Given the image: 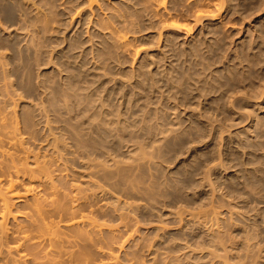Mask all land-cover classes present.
<instances>
[{
    "label": "rangeland",
    "instance_id": "rangeland-1",
    "mask_svg": "<svg viewBox=\"0 0 264 264\" xmlns=\"http://www.w3.org/2000/svg\"><path fill=\"white\" fill-rule=\"evenodd\" d=\"M0 134L98 237L0 264H264V0H0Z\"/></svg>",
    "mask_w": 264,
    "mask_h": 264
},
{
    "label": "bare ground",
    "instance_id": "bare-ground-1",
    "mask_svg": "<svg viewBox=\"0 0 264 264\" xmlns=\"http://www.w3.org/2000/svg\"><path fill=\"white\" fill-rule=\"evenodd\" d=\"M95 0H89V2L92 4L93 2H94ZM169 19L171 20L170 21V23H169V25L171 26V27H173V28H176V29H182V28H185L186 26H187V24H182V23H180V22H178V20H176V19H173V17L171 16V15H169ZM1 119H3V118H1ZM3 121H5L4 119H3ZM10 134V133H9ZM9 134H7V137H9L10 135ZM1 135V134H0ZM6 135V134H5ZM15 136V135H14ZM1 137H3V138H5L4 136H2L1 135ZM0 137V138H1ZM6 137V138H7ZM11 138L13 137V136H10ZM6 138H5V140H6ZM10 138V140H12V139H14V138H12L11 139ZM7 139H9V138H7ZM15 139H16V137H15ZM18 139V138H17ZM16 139V140H17ZM0 140H2V139H0ZM4 140V141H5ZM9 140V144H10V142L12 143V142H15L16 140H12V141H10ZM20 140V139H19ZM18 140V141H19ZM7 141V140H6ZM18 141H16L18 144H20ZM2 143V142H1ZM4 143V142H3ZM14 144V143H13ZM2 145V144H1ZM19 145H17V147H18ZM4 147V146H3ZM11 147V146H10ZM20 147H21V145H20ZM0 148H2V147H0ZM12 148H14V146L12 145ZM16 148V147H15ZM17 149H19V148H17ZM22 149V148H21ZM5 150H7V149H5ZM5 150H3V149H0V152H1V157L3 156L4 157V160H1L0 161V173L1 172H3V173H7L8 175H9V177L7 178V177H5V180H7V182L6 181H4V174L2 173V179H1V176H0V184H2L3 183V185L2 186H4V183L6 182V184H5V186L4 187H2L1 186V188H0V224L2 225V227H4V231L3 232H10V230H12L13 228H14V230L16 229V231L18 232L17 233V235L16 236H18L17 237V241H16V243L14 244V245H12V246H10V248H9V251L10 252H14V253H17V254H19V256H21L22 258H24V262H25V260L26 259H28V257H29V254H31L30 252L27 254V253H24L25 251V249H24V247H26L25 245H26V242L27 241H31L32 242V240L33 241H35L34 242V244H32V245H34V246H36L37 244L36 243H38L39 244V242H42V241H39V242H37L36 241V239L34 238V237H38L40 240H50L51 241V243L53 244V243H55L56 242V239L58 240L59 239V237H60V232L62 231V230H64V235H65V230H66V233H67V230L68 231H73L74 230V235L73 236H76L77 238H75V240L77 239H79L78 241H83V243H85L86 245H93V244H95L96 243V240L98 239V237H97V235H96V227L93 225V222L90 220V218L87 216V215H84V214H82L80 217H71V218H68V219H65V220H62L61 219V217H59V220H56L55 218L57 217L55 214H54V217H53V213L55 212L56 214H57V212H58V210H63L64 208H63V205H60L59 204V202L57 201L58 199H56V198H58V195H57V186L56 187H54V186H51L52 187V194L50 195V196H52V195H55L54 197H52V198H50L49 196H46L45 194H47L48 193V191H47V193H45V191H46V189H44L45 191H43L42 192V190H40V192H42V194H44V195H40V193H37L36 192V188H35V185L33 186V185H30V186H27V187H25L24 185H21V186H23V187H25L24 189H22V188H20V183H19V179H21L20 178V176H21V174H23V175H27V173H25L26 171L27 172H29V170H26V167L28 168V166H25V165H27V161L25 162V161H23L24 163H26V164H24V165H22L23 163H22V158L20 159L19 157H16V159L17 158H19V159H17V160H15V157L12 155V154H15V153H10V152H8V151H5ZM20 150V149H19ZM9 151H11V150H9ZM14 151V150H13ZM12 151V152H13ZM15 152V151H14ZM18 156H21V155H18ZM2 157V158H3ZM16 161H21V165L22 166H20L19 164H20V162H16ZM36 163H37V161H36ZM39 163V162H38ZM38 163L36 164V166H37V168H38ZM3 165L4 166H6L7 167V172H4L5 170L4 169H6V167H3ZM25 167V169H24V167ZM36 166H35V168H36ZM40 166H41V169L39 170V171H37L38 169L36 168L35 169V172H33L34 171V168L33 169H31L30 171L31 172H33L32 174H30L29 175V178H30V181L31 180H34V179H42L43 178V180L44 179H49V180H51L53 177L51 176V174H50V172H49V169H47V168H49V167H46V165L44 166L43 164L41 165L40 164ZM39 166V167H40ZM2 167L4 168L3 170H2ZM43 167H44V169H43ZM47 171H46V170ZM26 170V171H25ZM30 172V173H31ZM36 172H38V173H36ZM34 173H36V174H34ZM6 174V175H7ZM29 174V173H28ZM1 175V174H0ZM4 175V176H3ZM22 175V177H24ZM27 177V176H26ZM52 177V178H51ZM3 180V181H2ZM49 180L47 181V183L49 182ZM2 181V182H1ZM21 181V180H20ZM44 182V181H43ZM22 184V183H21ZM43 184V183H42ZM53 184V183H52ZM28 185V184H27ZM44 185H45V183H44ZM46 186V185H45ZM37 187H39V185L37 186ZM44 187V186H43ZM40 189V188H39ZM51 189V188H50ZM38 191V190H37ZM51 191V190H50ZM57 196V197H56ZM56 197V198H55ZM50 198V199H49ZM16 202H20V203H23V204H25L26 206L28 205L29 206V210L27 211V207H25V209L26 210H24V211H21L22 212V214H26L25 216L26 217H28V218H30V223H29V226H28V224L27 225H25V224H23V225H25V226H28L27 228L25 227V226H22V224H17L16 225V227L17 228H15V227H12L11 229L9 228V227H7V226H9V225H7L6 226V222L9 220V218L11 217H14V219H16V218H18L17 216H18V214H16V213H14V209L16 208V206H15V204H16ZM58 202V203H57ZM24 205V206H25ZM59 205V206H58ZM15 207V208H14ZM56 207H58V209L56 208ZM59 207H61V208H59ZM66 209V208H65ZM64 209V210H65ZM57 210V211H56ZM16 212V211H15ZM24 212V213H23ZM59 212H61V211H59ZM58 212V213H59ZM21 214V213H20ZM21 214V215H22ZM59 215V214H58ZM59 216H61V214L59 215ZM16 217V218H15ZM63 217V216H62ZM31 224V225H30ZM20 225V226H19ZM86 225H92L93 227V232L92 231H85V230H83L82 228H81V226L83 227V226H86ZM11 227V226H10ZM71 229V230H70ZM96 229V230H95ZM100 229V228H99ZM92 230V229H91ZM13 231V230H12ZM16 231H15V233H16ZM61 232V233H62ZM6 233H4L5 235H6ZM14 232H12V234H13ZM62 233V234H63ZM7 234H9V233H7ZM33 234H35L34 235V237H33ZM61 234V235H62ZM94 234H95V236H94ZM10 235V234H9ZM59 235V236H58ZM63 235V236H64ZM63 236H61L60 238L62 239L63 238ZM64 237H66V236H64ZM35 240H34V239ZM32 239V240H31ZM60 240V239H59ZM67 240V239H66ZM69 240V239H68ZM27 242V244L28 243H31V242ZM44 242V241H43ZM46 242V241H45ZM71 242V241H70ZM58 241H57V244H56V246L58 245ZM47 243H45V245H46ZM50 244V243H49ZM24 246V247H23ZM38 246V245H37ZM40 246V245H39ZM54 246V245H53ZM52 246V247H53ZM41 247V246H40ZM40 247H38V248H34V249H38L39 250V248ZM58 247H60L59 245H58ZM57 247V248H58ZM45 248V247H44ZM52 249V248H51ZM59 250H61V249H59ZM1 251V250H0ZM36 251V250H35ZM10 252H8L10 255H11V253ZM22 252V253H21ZM60 252V251H59ZM64 252H66V251H64ZM63 252V250H62V253H64ZM13 253V254H14ZM49 253V252H48ZM8 254V255H9ZM50 254V253H49ZM28 256V257H27ZM46 256H47V253H46ZM50 256V255H49ZM10 257V256H9ZM12 258V257H11ZM20 258V257H19ZM22 258L20 259V260H22ZM30 258V257H29ZM32 258V257H31ZM47 258V257H46ZM33 259H34V257H33ZM36 259V258H35ZM40 259V258H39ZM48 260H49V257L47 258ZM29 260H31V259H29ZM28 260V261H29ZM51 260V259H50ZM23 261V260H22ZM27 261V260H26ZM40 261V260H39ZM42 261V260H41ZM44 261V260H43ZM47 261V260H46ZM46 261H44V262H46ZM38 262V260H36L34 263H36V264H40L41 262H39V263H37ZM54 262V261H53ZM50 263H52V262H50ZM55 263V262H54ZM58 263V262H57ZM42 264H44L43 262H42Z\"/></svg>",
    "mask_w": 264,
    "mask_h": 264
}]
</instances>
